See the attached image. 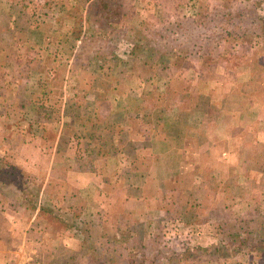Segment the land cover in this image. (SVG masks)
Here are the masks:
<instances>
[{"label":"crops","instance_id":"1","mask_svg":"<svg viewBox=\"0 0 264 264\" xmlns=\"http://www.w3.org/2000/svg\"><path fill=\"white\" fill-rule=\"evenodd\" d=\"M133 1L145 17L161 16L157 0ZM225 1L185 2H193L205 24L213 14L217 42L208 58L201 59L200 49L188 53L197 60L189 69L188 63L181 66L187 78L174 100L173 82L161 75L142 77L137 87L128 76L94 81L98 66L80 55L95 26L93 9L107 22L115 18L102 1L0 0V35L8 40L0 47V168L17 178L43 177L37 176L41 189L32 210L13 204L0 186V264H53L60 250L80 248L74 230L53 223L50 212L87 223L103 215L123 224L173 227L189 220L188 239L203 233L201 220L191 216L217 223L212 204L201 212L192 206L206 177L210 183L216 172L234 177L249 151L264 159V30L239 33L243 21L236 16L223 28ZM258 1L232 0L230 6L253 8L255 18L264 20V2ZM225 39L232 41L229 48ZM112 55L122 67V58ZM14 177L0 183L14 189ZM176 188L187 193L188 204L174 202ZM252 200L264 201V192L233 215L244 213ZM198 243L207 248L220 242L213 237ZM192 250L161 264H264L247 251L242 262L236 253L222 254L225 249L217 256L187 255Z\"/></svg>","mask_w":264,"mask_h":264},{"label":"trees","instance_id":"2","mask_svg":"<svg viewBox=\"0 0 264 264\" xmlns=\"http://www.w3.org/2000/svg\"><path fill=\"white\" fill-rule=\"evenodd\" d=\"M257 3V6L259 5V1L255 0ZM264 2V0H263ZM87 0H77V4L80 6L86 5ZM102 4H105L106 9L109 12H116L115 18H112L113 20H118V23H114L109 21L107 22V19H105L103 16L98 15L95 11V8L93 9L92 19L95 23V26H92L89 33L91 35L87 37L83 44V50L88 51L89 53L84 54L81 52V57L85 59V62L90 64V62L98 63L97 71L91 73V75H97L94 79V81L99 80L103 77H106V79H109L111 75H113L111 72L115 73H127L130 74L132 70H135L136 68H141V70L144 72L145 77H156L158 75H161L167 66H173V67H179L180 64H183L185 58H179L175 57L174 55L171 56V52H168L167 48L164 47L165 44H163V41L165 40L167 43L173 42L174 38H170V35H168V29L169 27L165 28V33L161 30H159L154 24V21H151L148 18H145L140 25H137L135 27H129L127 24H130V22L133 20L132 16L133 13L129 12V15L127 14V9L129 11L131 10V6H129L126 2V0H102ZM261 4V1H260ZM228 5V7L223 10L225 12V18L227 16H231L233 18L234 16H238V10L233 5L232 0H228V3L223 4ZM229 12V13H228ZM254 12L253 11H250ZM241 13V12H240ZM79 14V12H77ZM244 14V13H241ZM258 15V14H257ZM122 16V19L121 17ZM223 18V19H225ZM164 22H162L163 24ZM175 23V22H174ZM166 24V23H165ZM172 24V23H171ZM176 24V23H175ZM178 24V23H177ZM203 24H205L203 22ZM223 28H230L231 25L229 23H226L222 20ZM259 25L258 27L260 29L264 30V20H258V18H255V23ZM174 26V25H173ZM183 29L182 23L178 24V27ZM254 26V25H253ZM236 28L241 29L242 24L237 26ZM246 35V33H243ZM172 35H175L174 30L172 32ZM215 34H211L209 36L210 41H215L214 39ZM8 40L0 35V47H4L5 42ZM163 44V45H162ZM117 54L120 58H122L120 67L118 64H114L113 55ZM180 61V64L178 63ZM101 63V64H100ZM102 63H106L108 68H104L105 66L102 65ZM165 66V67H164ZM19 69H25V67H22V63H18ZM106 70V74H102L103 71ZM24 71V70H23ZM110 71V73H108ZM111 80V79H110ZM15 89L17 87H14ZM5 175H8V173H5L3 168H0V180L4 181ZM5 176V177H4ZM249 176V175H248ZM237 178V176H236ZM249 177H247L248 179ZM237 181V180H236ZM249 181V179L247 180ZM225 185L220 189H231L234 182L232 180L224 181ZM233 183V184H232ZM2 191L5 192V195L7 196V199L13 201V204H17L19 206H27L31 203H34L30 197H28L25 194V190L19 189L22 192V195L19 196V193H17L14 189H10L8 187V184L5 182L0 183ZM239 184V183H238ZM13 186V183H12ZM221 184H219V187ZM239 188H243L241 185H238ZM14 187V186H13ZM204 185L201 187L200 193H202ZM17 189V188H16ZM183 194L185 191H182ZM174 192L173 195H175ZM224 197H226V193H223ZM239 194V193H238ZM238 194L231 197V202H233L237 197ZM182 195V194H181ZM207 195V194H206ZM212 195H214L212 193ZM211 196V195H210ZM203 195L198 197H195V199L192 201V206L197 208L200 204ZM176 198V197H175ZM192 198V195H190V198ZM227 199V198H226ZM181 200V203H185L184 196L179 197V199L175 200L176 202H179ZM214 201V200H213ZM211 206L212 210L211 216L213 218H217L216 216L217 209H222L221 205L213 204L212 200ZM180 203V204H181ZM188 204V202H186ZM213 205L220 206V207H213ZM33 207V205H30ZM210 208V205L208 206ZM223 207V206H222ZM61 211H63L60 208ZM61 212L58 211V214H54L52 212L48 213L47 216H53L59 220L62 221L65 228L67 230L71 229L74 230V235L78 237L80 241V248L77 250L72 249H64L60 250L54 259V264H120L122 261L121 255L118 254V250L120 248L126 249L130 248L132 251H138L141 259L138 257L133 256V261L131 264H144L145 260L147 259V250L148 247L146 245H143V247H138L137 245L135 247L127 245L125 243L127 240H136L137 235L135 233V227L138 226V222H135L134 224H123L121 221H116L115 224L107 223L106 218L103 216H100L95 221H91L89 223L83 224V226H77V223H71L70 219L67 218V214L62 217ZM258 215V213H256ZM63 219H62V218ZM258 217V216H256ZM191 218H194L196 223L202 219H198L196 215L191 216ZM253 219L248 221V227L247 228V235L249 237L248 240L242 239V234L240 231H237V227L239 224H237V219L233 220L232 224H228L227 221L222 220V226L219 227V235L224 236V240L219 243V245H214L207 248L198 247L192 250V252L188 253L187 255L193 254V255H209V256H217L220 254L222 249H225L224 253L228 254H234V253H240V251L243 248H247V252L250 251L252 253H259L262 257H264V217L259 219L260 221H257L255 219V216L252 217ZM239 223L241 225H244V220L242 217L238 218ZM80 223V222H78ZM153 222H150L147 226V229L145 231V237L153 239H160L159 237L163 236V229L158 231V233H154L148 230L153 228ZM195 224V223H192ZM85 225V226H84ZM125 225V227H123ZM172 224H169V226ZM190 221H182L181 224H175L176 232L184 233L186 235L191 234L188 231L190 229ZM245 227V226H243ZM156 230V229H155ZM162 232V233H161ZM244 232V231H243ZM147 235V236H146ZM225 237L228 238V240H225ZM109 248V254L108 256L103 255L101 252V248ZM227 251V252H226ZM261 257V258H262Z\"/></svg>","mask_w":264,"mask_h":264},{"label":"rangeland","instance_id":"3","mask_svg":"<svg viewBox=\"0 0 264 264\" xmlns=\"http://www.w3.org/2000/svg\"><path fill=\"white\" fill-rule=\"evenodd\" d=\"M100 1H102V0H100ZM187 1L188 0H157V7L159 8L158 9L159 12H161L160 13L161 16H159V17H156V16L153 17L152 16L153 18H151L149 15H147L145 17L146 14L143 13V15H142L139 12L138 7H137L139 5L138 3H134L133 0H126L127 4L129 6H131V10H132V11H129V9H127V11H128L127 14L129 15V12L133 13V16H132L133 20L130 22V24H127L129 27H135L137 25H140L141 22L149 16L148 19H150L151 21H154L153 23L156 24L154 26H156L159 30L163 31L164 33H165V28L169 27L168 32L169 31L170 32L168 33V35H170V38H168V39H172L173 37H175L173 42L167 43L164 40L163 41V44H165L164 47H166L168 49L167 50L168 52H171V54H170L171 56L174 55L175 57L185 58L184 62H183V64H180V61H179L178 63L180 64L179 65L180 67H178V66L176 68L174 67V70H173V68L170 69V67L164 66L165 69H164L163 73L161 74V76L164 78V80L168 78V79H170V81L173 82V89L170 93V96L174 100L178 98L177 94L179 93L180 87H182L181 86L182 83H185V80L187 78V77H185L186 71L184 69L182 70L181 68L183 67V65L188 63L186 68L189 69L191 67V64H195L196 60H197V56H194L193 58L190 59L189 56H187L188 53H190L191 50L197 51L198 49H200V51H204L202 56H201V59L208 58V52L207 51H209V49H211L213 51L215 48L214 44H215V42H217V41H210L209 39L206 38V35L214 34V32H215V30H214L215 19H214V17H212L213 14L208 20H207L208 17L206 18L205 22L207 21V23L205 25H203L204 21H202V18H201V20H200V17L196 18L198 8L195 7L193 2L185 3ZM207 1L209 2L212 0H207ZM223 3H228V2L225 1ZM189 4H191L192 6H190ZM211 5H213V2L211 3ZM182 6H184V12L182 11ZM250 11H253V8L238 11L239 13H238V16H236V20L243 21L242 22V28L239 30V33H242V32L246 33V31H247V34H249L250 31L259 30L258 29L259 25L251 24L252 21H255L254 14L257 15L258 12L257 13H253V12L250 13ZM240 12L244 13V14H241ZM114 13H116V12H114ZM116 14H118V13H116ZM240 16H242V17H240ZM120 17L122 19V16H120ZM187 18H189V19L187 20ZM249 19H251V20H249ZM198 20H200V21H198ZM222 20L224 22H229L230 20H232V18H231V16H227L225 19H222ZM162 22H164V23L162 24ZM177 23L178 24L182 23L183 29L181 28V26L178 27ZM173 30H174L175 35H172ZM225 41H226V43H225ZM225 41L223 40L221 42L225 43V48H229L232 41H228L226 39H225ZM81 52H83L84 54L89 53L88 51H85V50H82ZM94 65L98 66L99 64L94 63ZM83 76L84 75H81L80 77L83 78ZM123 76H125V77L128 76L127 79H129L131 81V84H134V85L136 84V87L138 86L137 84L142 79V77H143V79H145L144 72L141 70V68H136L135 70H132L130 74L113 72V75L110 77V79L115 80L117 78L118 80H120L121 78H123ZM205 105L206 104L204 103L203 107H205ZM262 159H263L262 156L258 152L253 153V152L249 151L247 153L246 164L237 172V174L235 172H233L236 174L234 177L232 175L230 178H228V180H232L234 182V184L232 183L233 185H232L231 189H222L220 191V189L223 187V185H225L224 181H227V175L228 174L226 175V177H224L223 173L216 172L212 178V181H213L212 183H210L211 179L208 180V178L206 177L207 183L204 185V187L202 189L203 190V198L200 197V198H202V200L196 209H199L198 211H200V212L205 210V207H208L209 205H211L210 198L214 199V201L212 200L213 204L218 203V205H221L222 209H219V208L217 209L218 214L216 216L218 217V220H217V218H215V221H217V223H213L214 221H212L211 223L207 222V220H204V218L202 217L203 214H200L198 216L199 218L202 217V218H200L202 220L197 225V226H200L198 228V230H200L201 232L203 231V233L200 234L199 236L196 235L193 239L192 238L188 239L184 233L176 232L175 228L171 225L165 226L164 224H155L154 223L153 228L149 229V227H148L149 231L154 232V233H158V231H160L161 229H163L164 231H163V236L159 237L160 239H153L152 240L151 238L145 237V231H146L147 226L149 225L150 222L149 221L148 222H142L141 221V222H139L138 226L135 227V233L137 235V239L136 240H130L128 238V239H126L127 241L125 243H127V245H129L130 247L131 246L135 247L136 245L138 247H143V245H146L149 250H147V254H146L147 259L145 260L144 264H161L162 262L166 263L165 262L166 258L170 257V255L176 254L178 251H185L186 250L188 252L189 249H195L196 250V248H198L197 246L199 245L198 242L200 241V239H202V241L205 242V241H210L213 237H216L218 242L223 241L224 236L219 235L218 231H219V227L222 226V220H224V219H226L224 221H227L228 224H232L233 222H235L233 220L237 219V224H239L238 226H236L237 231H240V233L242 234V239L248 240L249 237L246 233V231H247L246 227H248L247 226L248 221L253 219L252 218L253 216H255V219L257 221H260L259 219H261V217L262 218L264 217V201L258 200L257 203H253L254 200H252L251 202L253 204L248 206L247 210H245L244 213H242L241 215L234 216L235 215L234 211H237V212L242 211L243 208L247 207L246 205H244L245 204L244 202L249 201L255 195H258V197H259V195L262 192H264V163H263L264 159L263 160ZM8 172H9V170H8ZM8 172H5V173H8ZM14 174H15L14 172L8 173V175L12 176L11 178L14 177ZM37 176L40 179L43 178L42 174H40V175L31 174L29 179H26V175L24 174V176L20 175L19 178L14 177V180H11L13 183V186H14V190H16V188H17L18 191H21V190H19L21 188V189L26 191L25 194L28 197H30L32 199V201L34 202V203H31L30 205H33L34 207L38 201L35 198L38 196L39 191L41 189V184H38L39 182H38ZM236 176H237V178H236ZM6 177L4 179L8 180V178H6ZM247 177H249L248 178L249 181H247L248 180ZM11 178H9V180ZM219 184H221L220 187H219ZM190 185L191 184H188V186H190ZM238 185H241L243 188L240 189ZM178 189H180V188H176L174 191V192H178V193H175V197L179 199V197L184 196V199H187V195L186 194L184 195L183 192L181 190H178ZM51 190L53 192V189H51ZM56 191H57V189H56ZM58 192H59V188H58ZM212 193L214 195H212ZM223 193H226V195H225L226 197H224ZM235 194L236 195L238 194V197L233 202H231L230 199L232 196H235ZM174 202H176V201H174ZM177 203L180 204L181 200ZM168 204L170 205L171 203L168 202ZM30 205H29V208L32 210V207ZM62 205H63V207L65 206L64 204H62ZM174 206H176V204H174ZM213 207H220V206L213 205ZM256 213H258V215ZM209 214H210V212H209ZM59 215H61V214H59ZM61 216L66 217L64 215H61ZM256 216H258V217H256ZM240 217H242L243 220L245 221L244 225H241V223H239L238 218H240ZM47 218H49V217H46V219ZM67 218L70 219L71 223H75V224L77 223L78 227L83 226V224L87 223V222H85L86 221L85 219H78L77 218L78 220L76 221L75 220L76 217L73 215H67ZM49 220H51V219H49ZM55 221H52V222L57 223V225H60L61 228L64 227V224L62 223L61 220L56 218ZM116 221H117L116 217H112V218L110 217V218L106 219V222L108 224L109 223L115 224ZM45 222L46 223L48 222L47 224H49V221L45 220ZM78 222H80V223H78ZM208 224L214 225L213 226L214 229L213 228L209 229L206 226ZM53 225H55V224H53ZM202 226H203V228H202ZM243 226H245V227H243ZM56 227H58V226H56ZM200 231H198V232H200ZM226 239L228 240V238L225 237V240ZM202 248H204V247H202ZM246 251H247V248L245 247L240 251V253H236L238 255V257L240 256L239 260L242 261V259L243 260L245 259L246 255H247V254H245ZM101 252L103 253V255L108 256L109 248L108 247L101 248ZM248 252H250V251H248ZM119 253L123 254V255H121L122 261L120 262V264H131V262L134 260L133 256L141 259L139 252L138 251H132V249L130 250V248H126V249L120 248L118 250V254ZM222 254H225L224 251L222 252ZM254 254L256 257H262L261 254H259V253L255 252ZM260 261L264 263V257H262Z\"/></svg>","mask_w":264,"mask_h":264}]
</instances>
